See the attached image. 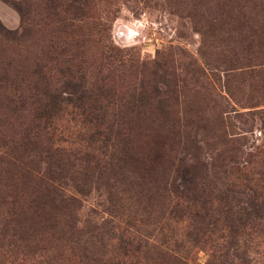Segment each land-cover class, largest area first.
I'll return each instance as SVG.
<instances>
[{"label":"rangeland","instance_id":"obj_1","mask_svg":"<svg viewBox=\"0 0 264 264\" xmlns=\"http://www.w3.org/2000/svg\"><path fill=\"white\" fill-rule=\"evenodd\" d=\"M79 4L0 0V255L87 264L114 226L140 263L263 264L260 221L229 246L210 210L264 194V0ZM44 95L62 141L37 119Z\"/></svg>","mask_w":264,"mask_h":264},{"label":"trees","instance_id":"obj_2","mask_svg":"<svg viewBox=\"0 0 264 264\" xmlns=\"http://www.w3.org/2000/svg\"><path fill=\"white\" fill-rule=\"evenodd\" d=\"M66 1L68 2L67 7L72 16L77 17L82 14V8L79 4L80 0ZM60 112H62V108L60 107V105L55 101L50 100L49 95H44L43 99L40 100L39 106L37 108V119L42 121V128L49 133L50 139L54 141H62L61 136L58 135V133L56 137L57 130L56 126L54 125V118H57ZM85 116L86 117L83 122V130H89L87 140L93 142L95 140V137L99 135V131L97 128H95L94 130L90 129V126H92V120L89 118V113H86ZM48 157L50 156L48 155ZM244 180L247 181V178H244ZM247 189L251 193V195L246 201L242 202L243 206L241 205L242 207L240 209L236 210V208H238L239 206L237 204H230L229 199H225V202L216 204L214 208H212L211 210L209 209L210 212H216L217 216H219L217 217L218 219H213V221L210 222V226L213 230L212 233L214 234L215 232H218L215 233L217 234V238L220 239L222 243L227 242L229 246H232L231 243L236 240L235 235L237 229L249 226L252 219H257L258 221H260L262 229L264 230V194H255V190L249 187ZM230 198L234 199L233 197ZM187 202L189 206L192 205L191 201ZM235 202L237 203L236 200ZM14 205L15 201L14 199H11L9 208L12 210V208H14ZM189 206H184L177 202V204H174L171 207V217L173 219H178L181 216L182 211L188 210ZM204 214H206V212ZM207 216L208 218L212 217L211 215ZM117 228H114L113 226L112 230L108 231L106 234V240L111 243L110 255L106 256L104 254L103 256L105 257L102 260L87 258L88 260H90L87 264H145L140 263L137 260V242L134 244V246L132 245L131 242L133 238L131 236V233H129V231H127L126 229ZM262 237L264 238V232H262ZM164 243L165 247L171 246L174 252L179 254L180 247L176 246V243L174 241H171L170 238L166 239ZM22 245L24 246L25 244L14 242L10 246H8V248L0 255V264H23V258L25 257V254L23 248H21Z\"/></svg>","mask_w":264,"mask_h":264}]
</instances>
